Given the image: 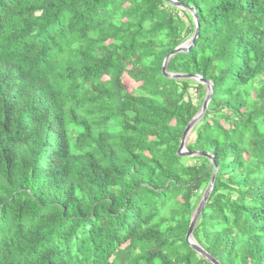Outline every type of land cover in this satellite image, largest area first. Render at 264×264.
Returning <instances> with one entry per match:
<instances>
[{"label": "trees", "instance_id": "obj_1", "mask_svg": "<svg viewBox=\"0 0 264 264\" xmlns=\"http://www.w3.org/2000/svg\"><path fill=\"white\" fill-rule=\"evenodd\" d=\"M175 1L199 29L166 72L213 86L192 237L264 264V0ZM195 28L163 0H0V264H209L185 235L213 167L176 154L206 89L162 74Z\"/></svg>", "mask_w": 264, "mask_h": 264}, {"label": "water", "instance_id": "obj_2", "mask_svg": "<svg viewBox=\"0 0 264 264\" xmlns=\"http://www.w3.org/2000/svg\"><path fill=\"white\" fill-rule=\"evenodd\" d=\"M166 3L179 8L181 10H186L187 12H189L195 22V32L192 36L191 39H189L188 41H186L185 43L181 44L180 46L176 47L174 50H172L170 53H168L166 55V57L163 60V64H162V74L165 77L171 78V79H190L193 81L198 82L199 84H202L205 86L206 89V95L204 98V101L202 103L201 109L199 111V113L186 125L180 142H179V147L177 150V156L179 157H202L205 158L207 160H209L211 162V166L213 167V173L212 176L210 178V181L206 187V189L203 192V195L201 197V200L198 204V206L196 207L195 211L193 212L190 222H189V226L185 235V240L187 242V244L189 245V247L195 251L196 254H198L200 257H202L203 259H205L209 264H219L213 257H211L208 253H206L201 247H199L193 237H192V233L194 230V227L196 225L197 219L200 215V213L202 212L205 204L207 203V200L209 198V195L211 193L214 181H215V177H216V172H217V166L215 163V159L213 156H211L208 153H203V152H188L185 148V143L187 140L188 135L190 134L191 130L193 129V127L196 125V123L202 118V116L204 115L206 108L208 106V103L210 101L211 95H212V91H213V86L209 81H204L201 77L197 76V75H181V74H170L166 72V66L168 63V60L178 54V53H187L191 47L194 46V42L197 38L198 35V20H197V16L193 10V8L188 7L187 5L181 4L175 0H163Z\"/></svg>", "mask_w": 264, "mask_h": 264}, {"label": "rangeland", "instance_id": "obj_3", "mask_svg": "<svg viewBox=\"0 0 264 264\" xmlns=\"http://www.w3.org/2000/svg\"><path fill=\"white\" fill-rule=\"evenodd\" d=\"M123 83L127 89H134L136 87L135 83L129 80L127 77L123 79Z\"/></svg>", "mask_w": 264, "mask_h": 264}]
</instances>
